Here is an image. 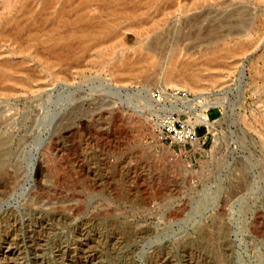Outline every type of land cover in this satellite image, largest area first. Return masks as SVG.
I'll return each instance as SVG.
<instances>
[{"label":"rangeland","instance_id":"obj_1","mask_svg":"<svg viewBox=\"0 0 264 264\" xmlns=\"http://www.w3.org/2000/svg\"><path fill=\"white\" fill-rule=\"evenodd\" d=\"M16 4L0 0L4 23ZM113 8L131 56L36 46L59 78L9 54L48 32L45 12L0 27L12 36L0 35V61L36 81L5 95L0 85V264H264V0H104L93 26ZM228 50L240 51L235 65ZM217 73L221 85L191 90L193 75ZM172 89L211 107L205 144L161 139L170 110L154 99Z\"/></svg>","mask_w":264,"mask_h":264},{"label":"bare ground","instance_id":"obj_2","mask_svg":"<svg viewBox=\"0 0 264 264\" xmlns=\"http://www.w3.org/2000/svg\"><path fill=\"white\" fill-rule=\"evenodd\" d=\"M23 1L24 0H17V4L14 10L12 11L9 17H6V23L12 21L13 17H15V14L23 10L24 20L26 22L25 24H28L30 20H32V18L35 16L36 13H38L39 11H43L45 12V14H43L45 15V17L43 16L44 23L47 24V26L49 27L48 28L49 30L47 29L48 31L47 33L45 31V33L42 32L43 34L40 33L38 35H33L29 37V39H27L28 38L27 37L25 41L23 40V42L20 41V39L17 41L14 40L15 42L13 43L11 42L13 44V45L11 44L12 53H9V54L18 55V57H20L19 65L22 67L24 66L26 67L29 65L32 66L33 64V66H38L43 72L48 73L53 78H59L60 72L58 71L57 62L54 59L50 58L51 56L48 57L47 59L46 57L45 59H43L42 56L40 58V55H37L39 51L38 52L36 51L37 49L36 46L38 45H42V48L43 47L47 48V50L51 54L57 53L58 49H61V48L67 50L68 48L73 47L72 46L73 44L75 46L76 44L75 42L79 44L80 48L83 51L94 49L99 54H105L107 52H112L115 48H123L127 53L126 55L127 57H130L132 54V53H128L126 45L122 42V40L119 39V37H117L118 35L117 36L115 35L120 26L122 18L126 17L125 14H123L124 12L119 13L118 12L119 10L116 11L114 10L115 8H113V10L112 9L109 10L108 12L109 18L107 20L98 22L99 24L98 27H96L97 23L96 24L94 23L95 26H93L92 23L95 19H97V17L94 16V13H93L94 11H92V4L95 2L104 1V0H33V3L35 4L37 3V5L39 4L38 10H35L36 8L33 10H28V7L26 10L25 8H23L24 6ZM32 5L33 4L29 6L32 7ZM6 23H4L2 19H0V27H3L4 24ZM83 25L86 27L84 28ZM136 26L137 25H135V27H132V29L136 31L139 36H143L144 34L147 33L146 32L147 30H145L144 27L142 28V26L140 25H139L140 27L139 26L136 27ZM1 33L3 34L4 32L2 31ZM112 35H115V36L111 37ZM3 36L5 35L3 34ZM5 37L7 38L9 37L11 39L12 36L10 37L9 35L8 36L6 35ZM109 42H111L112 45H108L107 43ZM239 53L240 51H237V50H228L227 52L228 58H226V56L225 57L220 56L221 60L223 58H226V62L228 60H230L231 62L229 65L224 63L223 66L235 65V63L237 62L238 56L240 55ZM223 61H225V59H223ZM178 62H179V59L175 58L172 61L171 66L168 70V73H167L168 80L167 81L169 84L171 80H173L171 79V77L174 74L173 73L174 69L176 70L175 67ZM7 63L8 61H7V58L5 57H4V60L0 61V85L2 84L1 87L3 89V93L4 92L10 93V92L18 91V89L19 90L29 89L31 88L33 83H36V81H34L31 75L27 72L28 70L27 71H25L26 69L19 70L18 68H14V67L7 65ZM220 64L222 63H219L217 65H220ZM217 69H220V68H217ZM115 72L118 73V74L115 73L118 78L122 76L119 71H115ZM191 79L194 80L193 84L196 83L197 85V86L192 85V82H191V84H189L190 86L192 85L191 90H194V89L197 90L198 88H200V82H205L206 84H211L213 86L221 85L223 82V75H221L220 73H217V74L209 75L206 78H202L199 75H193V78L191 77ZM179 91H185V90H174V89H172L171 91L167 90L166 94L163 92L161 94L163 95V98L162 97L159 98V100H161L162 98V102H158L157 99H154V102L158 106L161 107L159 108V110H170L171 112L179 113L177 109H180L181 110L180 113H182V112H185V109L183 107L185 105H189L186 103V101L191 100L193 103H195L197 107L194 110L190 111V113L188 114L189 118H191L188 121L195 120V122H204L206 124L209 123L210 121H213V122L215 121V120H208L206 118V111L209 108L204 109V106L206 104L205 98L199 97V95L197 94H194L192 95L193 96L192 98H189V97L178 94L177 92ZM185 92L190 93L188 91H185ZM5 93L3 95H5ZM217 105L220 106V103H218ZM260 125H261L262 135L264 138V113L262 114V117L260 119ZM6 253L8 255L12 254L8 248H7ZM80 264H95V263L89 257H85L84 260L80 262Z\"/></svg>","mask_w":264,"mask_h":264},{"label":"built area","instance_id":"obj_3","mask_svg":"<svg viewBox=\"0 0 264 264\" xmlns=\"http://www.w3.org/2000/svg\"><path fill=\"white\" fill-rule=\"evenodd\" d=\"M177 93L189 98L193 97L192 94L186 93L185 91H179ZM159 98L157 100H159ZM186 103L189 105H185L183 107L185 109V112L182 113L189 114L190 111L194 110L197 107L191 100H187ZM210 110L211 108L206 111V118L208 120H214V117H210ZM175 113L176 112L169 111V114H166L161 118V120L157 121L156 124H158V127H162V129L159 130L161 139H170L172 144H179L182 146L195 143L198 145L205 144L207 136L210 133L208 125L204 122H195V120L181 121L179 118L175 117ZM200 127L204 128V132L202 134L197 133V129Z\"/></svg>","mask_w":264,"mask_h":264}]
</instances>
